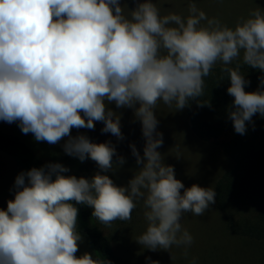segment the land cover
<instances>
[{
	"label": "clouds",
	"instance_id": "1",
	"mask_svg": "<svg viewBox=\"0 0 264 264\" xmlns=\"http://www.w3.org/2000/svg\"><path fill=\"white\" fill-rule=\"evenodd\" d=\"M133 3L129 10L121 0H0V121L18 122L38 142L55 145L67 137L64 152L91 159L102 172L113 168L116 148L72 137L73 128L94 130L102 122V133L124 139L119 116L106 106L114 103L133 109L145 139L142 157L130 145L142 167L127 186L100 172L91 179L64 175L69 169L59 163L19 174L14 199L0 209V264H111L87 252L76 255L82 237L73 202L91 208L107 227L130 221L142 202L146 228L137 243L151 251L182 247L187 258L193 236L182 219L203 216L216 192L198 184L185 188L163 162L158 104L182 110L196 100L210 107L198 98L219 65L230 79L235 132L246 134V122L257 113L264 117V75L258 89L247 92L250 82L241 72L248 65L264 73V9H250L229 27L194 2L186 16L162 15L154 0ZM174 148L179 157L180 146Z\"/></svg>",
	"mask_w": 264,
	"mask_h": 264
},
{
	"label": "rangeland",
	"instance_id": "2",
	"mask_svg": "<svg viewBox=\"0 0 264 264\" xmlns=\"http://www.w3.org/2000/svg\"><path fill=\"white\" fill-rule=\"evenodd\" d=\"M154 2L158 3L162 15L167 14L168 11H173L184 16L187 15L188 4L194 2L209 18L216 17L229 27H234L240 17H247L250 9L256 6L264 9V0H154ZM121 4L122 6L126 5L129 10L135 7L133 0H121ZM106 106L107 109L119 116L124 139L120 140L111 133H102L101 129L104 127L102 122H96L94 130L73 128L71 136L85 135L93 143L110 141L116 148L117 156L113 157V168L108 172L114 176L118 186H127L128 181L142 167L136 163L130 147L134 144L141 157L143 156L145 139L142 135V125L134 116L133 109L117 108L114 103H107ZM155 114L159 121L157 131L163 133V146L157 150L162 154L163 162L174 167L176 179L180 180L185 188L198 184L204 188L212 187L214 189L216 180L231 165V160L220 149V139L215 138L207 142L197 139L190 130L184 109L175 110L174 107L169 108L161 102L158 104ZM11 126L12 123L0 121V129L3 131L9 132ZM67 139L65 137L55 145L42 143V146L51 149L56 156L54 162L64 160L66 164L64 162V165L60 164L68 168L78 158L69 156L64 152L63 145ZM176 145L180 146L179 157H177L174 148ZM118 156L124 158L125 163L123 165L119 164ZM87 160L92 162L94 169L95 162L91 159ZM79 163L82 162L79 160ZM98 169L96 163L95 169L88 170L87 174L86 171L82 174V169L77 168V178H92V176L90 177L91 173ZM22 172L24 171L14 163L0 157V209L6 210L7 202L14 199L15 179ZM71 172L69 170L64 174L71 175ZM96 223L109 240L114 264H150V261H158L159 264H189L194 257L197 264H222V262H217L218 258L216 257L218 256L216 255H223L222 252L225 253L231 248L228 247V241L224 238L225 229L222 226L215 203L209 206L203 216L197 217L191 213L184 215L183 227L193 236V244L187 250V258L183 255L184 249L182 247L173 246L169 251L163 249L151 251L137 243L135 238L142 234L146 228L142 202L138 203L130 221H115L110 227L100 224L97 220ZM77 231L82 239L79 242V251L76 255L79 257L87 252L94 258L90 245L78 227Z\"/></svg>",
	"mask_w": 264,
	"mask_h": 264
},
{
	"label": "trees",
	"instance_id": "3",
	"mask_svg": "<svg viewBox=\"0 0 264 264\" xmlns=\"http://www.w3.org/2000/svg\"><path fill=\"white\" fill-rule=\"evenodd\" d=\"M241 72L250 82L245 91H256L259 77L264 73L248 65H242ZM229 86L230 79L221 73L220 66H216L205 79L204 96L198 98L209 101L211 106L201 107L196 100H190L184 111L194 136L203 142L219 138L220 149L231 160L230 167L214 184L215 206L226 231L223 230L224 238L232 248L222 252L223 255L217 254V262L264 264V117L255 114L252 123L246 122V134H237L228 116L229 110H234V98L227 93ZM42 143L48 144L36 141L31 133L23 134L18 122L12 123L9 132L0 129V157L24 172L50 163H65L64 160L54 162L56 156ZM74 162L68 168L76 177L77 168L82 169V174L95 169V163L93 169L92 162L87 159L82 163L79 159ZM97 172L105 173L117 185L114 176L100 169L90 177ZM73 203L79 210L77 227L90 245L94 258L114 264L109 240L92 217V209Z\"/></svg>",
	"mask_w": 264,
	"mask_h": 264
}]
</instances>
